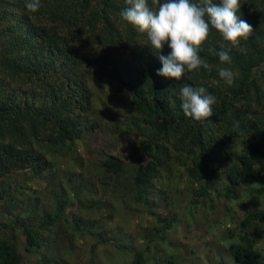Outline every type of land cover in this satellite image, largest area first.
Here are the masks:
<instances>
[{"label": "trees", "instance_id": "trees-1", "mask_svg": "<svg viewBox=\"0 0 264 264\" xmlns=\"http://www.w3.org/2000/svg\"><path fill=\"white\" fill-rule=\"evenodd\" d=\"M26 2L0 0V264H264V0H241L248 39L233 46L210 28L208 67L179 81L156 75L171 50L120 16L126 0H41L35 13ZM221 44L231 64L210 52ZM184 85L216 98L210 122L184 115ZM95 128L124 141L127 159L95 155ZM198 210L222 216L203 247L182 227ZM115 213L129 222L118 232Z\"/></svg>", "mask_w": 264, "mask_h": 264}, {"label": "clouds", "instance_id": "clouds-1", "mask_svg": "<svg viewBox=\"0 0 264 264\" xmlns=\"http://www.w3.org/2000/svg\"><path fill=\"white\" fill-rule=\"evenodd\" d=\"M128 5L120 16L135 26L139 32L146 33L151 46L160 53L165 44L170 48L168 55H158L162 67L156 75L181 80L186 72L198 70L208 65L198 54L200 46L208 39L210 28L217 30L224 41L235 46L253 33L252 26L241 19L237 13L241 0H126ZM41 0H28L25 7L35 13L41 7ZM221 50L210 52L218 55L221 63L231 64L232 58L225 45ZM219 76L231 85L235 74L229 68H221ZM181 108L186 117L201 123L210 122L214 115L212 105L216 98L208 94L204 87L194 88L184 85L179 90ZM253 186L255 184H252ZM206 244V238H203Z\"/></svg>", "mask_w": 264, "mask_h": 264}, {"label": "rangeland", "instance_id": "rangeland-1", "mask_svg": "<svg viewBox=\"0 0 264 264\" xmlns=\"http://www.w3.org/2000/svg\"><path fill=\"white\" fill-rule=\"evenodd\" d=\"M87 134L88 135L86 136L85 141L90 144V148L94 151L95 155L97 154V152L102 150L103 152H109L110 154L120 155L122 157V159H124V160L127 159V152L122 150V146L124 145L125 142L113 139L108 130H100L99 128H97V129L95 128L94 131L87 132ZM79 153L81 154V157L85 161L84 168L87 171V167L89 166L90 160L94 159V157H95V156H93L94 153L92 152L93 155H90V151L88 150L87 147L85 148L84 143L81 145V147L79 149ZM92 177H93V174H92ZM84 179H86V180L89 179L88 174H86V177H84ZM92 180H93V178H92ZM164 186L165 185H163L161 187L157 186V192L156 193L159 194V193L163 192L165 194L166 190L161 191V189L164 188ZM170 187L171 186H169L168 188H170ZM168 188H166V189H168ZM85 192H87V189H85ZM254 201H252V203ZM245 202H248L246 197L243 199L241 204H243ZM179 203H180V207L178 210L182 213L185 210L186 201H181ZM252 207H253V204H251L245 211H247L248 209H251ZM223 208L224 207L222 206V210H223ZM154 211L156 213H160L163 215L165 214V209L160 207V206L157 207ZM216 211L210 213V212H206L204 210H198L194 214L183 217L182 218V222H183L182 227L184 228V226H186V223H188V225L193 228V231H195L197 233L198 237L200 235L201 237L206 238V241L214 240V239H216L215 236H217V233H218V232L215 233L217 225H218V221H219V220H217V218H219V219L222 218V216H220L221 213H219L218 211L216 212ZM108 212H110V211H108ZM108 212L105 213L104 219L106 221L108 220V218H110V214H108ZM118 214H121V211L118 212ZM118 214L115 213V215H113V217L111 219L112 222L109 224L110 227H113L116 229L115 232H118V231L122 230L123 228H126V226L129 224L128 221L123 220L121 218V216H119ZM235 223H238V219L235 220L234 223L233 222H227L226 224H223L222 227L225 228L227 225H229L232 228L233 226H235ZM210 226H211V228H210ZM255 229L261 235V238L258 240L257 245L259 246V248H260V250L264 256V226L262 224L256 225ZM102 231L104 232V230H102ZM92 242L93 241H89V243H92ZM190 242L192 243L193 246L194 245L199 246V243L202 244L201 247L207 245L204 243L203 239L197 240L195 236H192V240ZM117 248H120V247H114V250H116ZM107 250H108V247L104 244H101L100 246H98V253L104 258L111 259L112 258L111 253L107 254L106 253ZM114 256H115V254H113V257ZM190 256L187 255V258H188L187 264H189L188 260L190 259ZM193 263L198 264V263H195L193 261L190 262V264H193Z\"/></svg>", "mask_w": 264, "mask_h": 264}]
</instances>
